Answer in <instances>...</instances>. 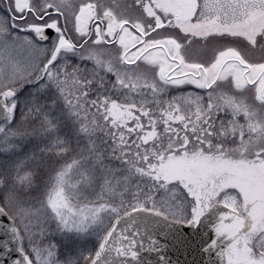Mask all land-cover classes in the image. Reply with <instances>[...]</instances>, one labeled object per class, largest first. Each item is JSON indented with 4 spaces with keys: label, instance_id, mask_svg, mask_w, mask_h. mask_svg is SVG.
<instances>
[{
    "label": "snow or ice",
    "instance_id": "6c2138e0",
    "mask_svg": "<svg viewBox=\"0 0 264 264\" xmlns=\"http://www.w3.org/2000/svg\"><path fill=\"white\" fill-rule=\"evenodd\" d=\"M0 264H264V0H0Z\"/></svg>",
    "mask_w": 264,
    "mask_h": 264
}]
</instances>
